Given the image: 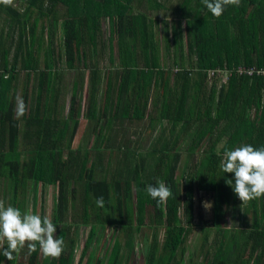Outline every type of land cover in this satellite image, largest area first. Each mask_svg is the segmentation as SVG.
I'll use <instances>...</instances> for the list:
<instances>
[{
  "label": "trees",
  "instance_id": "obj_1",
  "mask_svg": "<svg viewBox=\"0 0 264 264\" xmlns=\"http://www.w3.org/2000/svg\"><path fill=\"white\" fill-rule=\"evenodd\" d=\"M171 1L0 0V200L48 216L65 245L52 258L26 243L11 261L0 254V264H20L22 254L24 264H129L139 235L142 264H184L199 225L200 264H264V197L242 203L226 184L234 173L220 167L227 150L264 147V78L234 72L264 66V0H240L219 18L202 0L178 2L173 21L144 11ZM65 74H74L69 90ZM83 120L93 125V145L84 136L75 145ZM125 120L146 124L143 148L144 133L124 139ZM158 179L173 192L159 204L145 191ZM199 193L212 197L211 222L195 221ZM101 195L104 208L95 203ZM82 227L89 232L77 257ZM107 227L120 235L100 258L98 233Z\"/></svg>",
  "mask_w": 264,
  "mask_h": 264
},
{
  "label": "clouds",
  "instance_id": "obj_2",
  "mask_svg": "<svg viewBox=\"0 0 264 264\" xmlns=\"http://www.w3.org/2000/svg\"><path fill=\"white\" fill-rule=\"evenodd\" d=\"M3 2L9 4L11 0ZM202 3L213 16L219 18L226 6L238 7L240 0H202ZM16 104L17 117H23L27 111L23 98L17 96ZM224 155L221 170L234 173V184L232 180H226V184L233 188L240 201L244 203L264 197V147L257 149L246 144L227 150ZM145 191L158 204L173 197L171 188L159 179L155 186L148 185ZM95 203L97 207L104 208L105 197H96ZM56 231V226L48 216L33 214L31 209L22 213L19 208L11 205L6 207L4 201L0 200V254L9 261L13 259V253L22 250L26 243L30 252H35L38 244L45 256L59 258L65 245L63 239L55 237ZM5 241L6 248L3 247Z\"/></svg>",
  "mask_w": 264,
  "mask_h": 264
},
{
  "label": "rangeland",
  "instance_id": "obj_3",
  "mask_svg": "<svg viewBox=\"0 0 264 264\" xmlns=\"http://www.w3.org/2000/svg\"><path fill=\"white\" fill-rule=\"evenodd\" d=\"M180 1L181 0H172L169 3H173V4L167 3V6L155 7V9L146 7V10L144 9V11H146L149 16L151 15L153 17H156L157 19H159V18H163V19L164 18H168L170 21H173V20H176L178 18L177 16H179V15L176 14L174 12V10L172 11V9ZM19 4H20V2H14L13 3L14 7H18V8H19ZM1 26L2 25L0 24V27ZM160 29H162V30L157 35L158 42H160L161 39H163L164 26L162 27V26L159 25L158 30L160 31ZM158 30H157V32H159ZM57 32H58V35H57ZM107 36H108V34H107ZM58 38L60 39V28L57 31L55 30L54 40H56V42H58ZM163 41H164V39H163ZM161 45L164 46L162 41H161ZM160 52H161V49H160ZM40 59H41V62H42L41 65L43 67V65H44V63H43L44 51L41 52ZM12 60H13V56L11 55L10 56V62L11 63H12ZM112 66L113 65H111L110 62L109 63L107 62V63L104 64V67H106V68H108V67L110 68ZM24 77H25V74H24ZM73 77H74V74H65V77H64L65 79H63L65 82L63 81V83H61V86L65 90H69L70 89L69 88V86H70L69 83L71 82ZM33 79L34 78H32V81L29 82V87H28V92L29 93L34 91V86L37 83ZM222 85H223L222 82L218 83V87L219 88ZM66 87H68V89ZM17 93H18V96H20V91L17 92ZM69 94H70V91L68 92V97H69ZM66 107H67V110H68L69 106L67 105ZM145 126H146V124H144L142 122H133V121L125 120L124 122H122V126H121L126 132V136H125L124 139L131 138V139H133V141H135V140L139 139L138 137L141 135V133H144L143 137L141 138V141H140L141 142L140 146L143 148L145 146V143L146 144L148 143V139L150 140L149 134H148L149 130L148 129L146 130ZM117 127H120V125L117 126ZM92 129H93V125L91 123H87V121L83 120L82 129L79 132V135H78L77 139L75 140V145H77L80 142V137H83V136H84V140H85L84 145H86V144L87 145H93L95 139L91 137ZM136 133H137V135H135ZM189 141H190V139H186L180 145V151L182 152V154H181L182 164L180 165V168L178 169V171H179L178 174H181L183 169H184V163H185V159L187 157L186 151L188 149ZM46 192L47 193L45 195V199L48 200L47 213L49 212V214H50V213H52V197H53L54 190L50 188ZM195 199H196V203H195V217H196V220L195 221L198 222L197 218H198V216H201V217H203L204 220H207L208 222H211V220L213 219V200H212V197L210 195H204V193H199V194H196ZM30 200H31V196H30ZM30 204H31V202L29 203V206H30ZM205 204H207L206 207H205ZM71 219H72V217L70 215L68 217V222L73 221ZM234 221H237V220L236 219H229L228 226H232ZM201 229L202 228H201L200 225L197 226V228H195L193 234L191 236H189V238H188V240L186 242V246H187L188 252H187V256L185 258L184 264H190L191 263V262L189 263V259L188 258H189V254L192 253V252H195L194 253L195 254V258H194L195 259L194 260L195 264L196 263L200 264V262L202 261V255L200 254L201 253V250H200L201 249V243H202L201 240H200V238H201ZM88 232H89V228L82 227V228L79 229V233H80L79 236L80 237H79V242H78L79 248H78V252H77V257H78V254L80 253V251H81V249H82V247L84 245L86 237L88 236L87 235ZM116 233L118 234V231L115 228H111V227L100 228L99 233H98V238L100 239V242H101L100 243V249L98 250L100 258H103L105 256V254H106L105 252L107 250V247L111 246L114 238L117 237ZM146 233H147L148 236L151 235V232L149 230H147ZM55 235H56V233H55ZM118 235H120V233ZM121 239H122V237H121ZM5 242H4V244H5ZM145 245L146 244H145L144 236L139 235L138 236V240L135 243L134 251L132 252L133 258L131 259L129 264H142L143 263V260H142L143 251H142V249L145 247ZM24 248H26V246ZM22 255H24V254H22ZM22 255H21V262L22 263H20V264H24V262L26 261V257L23 259ZM24 256H26V255H24ZM2 264H4V263H2Z\"/></svg>",
  "mask_w": 264,
  "mask_h": 264
},
{
  "label": "built area",
  "instance_id": "obj_4",
  "mask_svg": "<svg viewBox=\"0 0 264 264\" xmlns=\"http://www.w3.org/2000/svg\"><path fill=\"white\" fill-rule=\"evenodd\" d=\"M234 72L238 75H243L249 78H264V67L239 66Z\"/></svg>",
  "mask_w": 264,
  "mask_h": 264
},
{
  "label": "crops",
  "instance_id": "obj_5",
  "mask_svg": "<svg viewBox=\"0 0 264 264\" xmlns=\"http://www.w3.org/2000/svg\"><path fill=\"white\" fill-rule=\"evenodd\" d=\"M257 8H258V7H254V9H257ZM260 67H264V66H260ZM19 262H21V261H19ZM2 263L6 264L5 261L2 262Z\"/></svg>",
  "mask_w": 264,
  "mask_h": 264
}]
</instances>
